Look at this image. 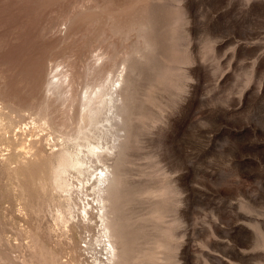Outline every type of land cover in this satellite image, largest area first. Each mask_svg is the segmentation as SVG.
Here are the masks:
<instances>
[{
	"label": "rangeland",
	"instance_id": "1",
	"mask_svg": "<svg viewBox=\"0 0 264 264\" xmlns=\"http://www.w3.org/2000/svg\"><path fill=\"white\" fill-rule=\"evenodd\" d=\"M95 62L112 80L125 68L121 119L99 125L104 146L120 144L118 262L264 264V0H0V102L25 115L0 126V264L105 258L83 252L95 210L60 224L14 171L34 157L27 105L70 66L83 88ZM83 193L91 203L90 184Z\"/></svg>",
	"mask_w": 264,
	"mask_h": 264
},
{
	"label": "bare ground",
	"instance_id": "2",
	"mask_svg": "<svg viewBox=\"0 0 264 264\" xmlns=\"http://www.w3.org/2000/svg\"><path fill=\"white\" fill-rule=\"evenodd\" d=\"M74 70L70 66L65 72L61 70L57 71L58 73L54 72L55 74L51 79L49 77L48 81L43 78L42 82L45 80L47 83L43 84L44 90L41 88L44 92L43 98L40 99L41 103L39 101L40 104L37 106H29V104L26 107L28 111L31 110L28 115L30 128L37 132L35 138L28 140L26 146L28 152L30 154L33 152L35 158L31 156L30 159L33 160L25 159L26 157L22 159L23 161L20 159L14 171L17 180L29 176L34 178L35 182L32 186L34 185L37 192L45 196L42 197L47 199L44 202L46 207H53V218L60 224H73L74 215L78 213L80 222L86 220L88 225L89 215L95 210L94 217L97 221L94 223L99 226L97 235L91 233L87 241L83 240L85 249L83 250L81 246L77 247L76 258L80 256L79 251L96 253L99 247L100 252L105 255L104 260L94 257L90 264H120L118 262V244L121 242L119 228H122L125 218L117 215L113 206V198L120 193L122 186L121 176L116 172L113 163L120 144L116 141L114 144H109L110 146L108 144L104 146V142L102 144L100 141L105 140L107 131H102L99 125L102 122L110 124L114 117L120 118L115 105L119 101L125 68L118 73V78L112 80L111 70L105 67L103 62L86 64L83 75H86L87 80L85 79L86 82L84 81L81 90L78 88L79 84L75 83L78 77ZM82 78L83 76L80 80ZM75 84H78V89L75 87L74 90ZM1 96L0 101L6 99ZM8 99L5 100L7 103ZM2 102H0V126L4 130H9V127L13 126V120L19 121L24 118L25 115L22 113L24 111L21 110L24 107L20 106L17 109L15 103L14 107L13 104L4 105ZM59 106L65 107L59 108ZM112 109L115 111L111 113L113 115L111 117L107 114ZM55 112L59 113V120H56ZM39 132L41 134H38ZM45 136H51V140L46 139L53 143L50 152L44 151L41 146V139ZM87 184L91 185L93 194L91 203L94 207L83 199V196L87 197L83 193ZM75 264H84V262L79 259L75 260Z\"/></svg>",
	"mask_w": 264,
	"mask_h": 264
}]
</instances>
